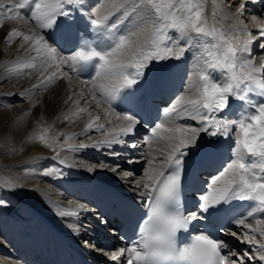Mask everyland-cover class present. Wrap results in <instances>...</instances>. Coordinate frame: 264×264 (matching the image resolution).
Segmentation results:
<instances>
[{"label":"snow or ice","instance_id":"snow-or-ice-1","mask_svg":"<svg viewBox=\"0 0 264 264\" xmlns=\"http://www.w3.org/2000/svg\"><path fill=\"white\" fill-rule=\"evenodd\" d=\"M80 4L81 0H0V27L6 20L35 25L27 34L14 28L7 36L9 45L14 39L22 38L20 47L24 49V59L6 68L9 78L36 74L37 83L33 88L47 92L59 79H71L64 66L76 79H80L81 73L90 72V78L81 82L88 86L91 101L96 108H104L109 124L113 120L120 122L118 128L109 131L99 123V115L94 116L88 107L81 106L80 99L69 95L64 103L71 102L72 108L63 115V120L75 123L86 114L89 119L83 130L85 134L93 129L105 131L106 138L92 147L123 144L122 136L135 133L139 120L132 114L116 112L113 104L126 90L141 82L153 62L180 59L193 40L202 49L189 89L191 95L187 99L180 98V106L200 127L162 122L151 129L147 143L151 146L163 142L165 146L158 150L163 159L156 163L153 157L148 161L143 180L131 181L136 187H142L140 195H146L142 203L147 211L138 225V239L127 249L126 264H245V260L249 264L253 261L264 264V103L251 104L247 96L252 91L264 95V69L239 55L248 51L251 32L245 30L248 38L241 41V30L235 26L231 35L210 26L202 0H108L90 17L91 38L77 39L72 53L63 55L42 33L57 26L58 18L70 16L72 8L69 6ZM242 6L243 0L237 7ZM260 35L264 36V30ZM49 69L54 70L49 72ZM78 95L83 98L85 93L81 91ZM230 98L241 102L236 105L235 119L228 118L232 111ZM88 103L90 101L86 100L85 104ZM248 107L254 110L248 111ZM226 109L229 111L225 112ZM172 111H177L175 105ZM37 128L29 137L30 143H39L53 151L73 148L69 143L74 140L73 134L56 132L54 125L43 126L40 122ZM202 132L212 137L231 135L230 159L200 197L197 211L185 216L180 202L185 157L189 158L187 163L195 167L200 163L201 153L211 154L215 150V142H209L201 144L191 155L187 151L197 148ZM61 136L65 137L64 143L60 142ZM99 167L108 168L120 177L135 175L118 172L119 164H100ZM3 182L15 187L10 180ZM233 201L248 202V211L232 221L244 231L230 233L237 241L248 245V250L233 251L211 232L193 233L178 243V234L187 232L192 221L208 219L211 222L213 217L232 212L236 206H227ZM59 215L77 216L79 213L61 212ZM219 230L224 234L229 231ZM124 252L118 250L111 258L117 260Z\"/></svg>","mask_w":264,"mask_h":264},{"label":"bare ground","instance_id":"bare-ground-1","mask_svg":"<svg viewBox=\"0 0 264 264\" xmlns=\"http://www.w3.org/2000/svg\"><path fill=\"white\" fill-rule=\"evenodd\" d=\"M88 1L90 2V0ZM107 2L108 0H100L97 2L93 8L94 15ZM202 3L205 6V16L210 26L214 25L226 35L233 34L235 28H238L241 30V41L248 38L245 35V30L251 32V43L248 45V51L239 53V55L243 59L251 61L255 67L262 68L264 66V47H261V45L264 44V36L260 35V32L264 30V12L261 13V17L250 15L248 0H243L242 7H237L241 5L242 0H202ZM212 13H215V15ZM14 28L27 34L30 29L35 28V25L32 23L24 25L6 20L0 29V105L2 107L0 108V181L14 180L18 184L17 187L23 189L22 192H19V195H16L0 184V200H4L11 207V210L8 209L4 214L3 209L0 208V237H3L2 241L4 244L11 243L12 246L10 247L8 245V247L10 248L9 252L13 253L10 254L4 247L0 246V254L7 253L8 256H12L10 258L0 256V264H25L34 252L37 253L38 251L45 250L44 247L51 242L50 233L46 226H43L35 217L33 214L34 210L48 218L66 234L74 237H78V235L82 237L88 236L83 230V227L77 226L67 219L71 215H59L61 212H75L77 210L82 212L89 211L87 204L84 201H80L79 187L77 183L75 184V182L80 178L82 179L86 174H91L105 180L115 187L134 194L137 197L140 196V192L143 190L142 187H136L131 183L133 180L138 182L142 181L143 174L140 178L135 175L117 176L108 168H101L99 165L93 164L92 162H97L99 158L90 151L75 150L74 148L69 149L67 147L57 148L56 151H53L39 143L29 142V137L33 132L38 130V122L43 126L47 124L54 125V131L56 132L73 134L74 140L69 141V143H73L74 145H94L106 138L103 129H93L86 134L84 133V127L89 119L86 114H82L81 118L77 119L75 123L63 120V115L68 113L69 109L72 108L71 102L64 103L69 95H72L74 99H80L81 106L88 107L92 113L94 112V116L99 115L101 117L99 123L104 124L105 128L109 131L113 127L118 128L120 122L113 120V125L109 124V118L104 116L103 107L96 108L95 103L94 105L89 103L85 104V95L91 99L90 94L87 92L88 86L77 81L66 66H64V71L69 72L71 79L67 78L69 80L68 82L65 78L59 79L47 92L33 88V85L37 83L36 74H32L30 77L22 76L19 79L15 77L9 78L6 68L12 62L18 59H24V49L20 47L23 43L22 38L14 39L10 45L7 43V36ZM37 31L39 30L37 29ZM49 31L56 32L55 27ZM48 32L44 30L42 34L46 38H49L47 37ZM254 43H257V46L252 55L251 50L254 49ZM201 51L202 49L197 46V41L193 40L192 44L188 46L185 53L179 59H188L192 68L187 90L182 95L184 99H187L191 95L189 89L191 88L192 79H195L193 73L198 70V57ZM53 70L49 69V72ZM25 71L28 72L30 70ZM81 91L85 93L83 98L78 95ZM17 97H19L18 99L20 101L26 102V104L22 105L21 108L17 106L10 109L9 103L17 99ZM104 107L107 106L105 105ZM176 108L180 110L178 114L181 116V120L186 119V124L192 123L191 125H194L193 127H200V123L192 120L189 112H185L184 107L180 106V99ZM26 113H29V115L25 116ZM41 117H43V121H41ZM167 118L169 116L165 115L162 122L167 120ZM202 134L203 132L200 133L199 138H201ZM86 136L91 138L90 141H85ZM64 140L65 137L61 136L60 142L64 143ZM79 141L80 143H78ZM164 146L163 142H159L153 143L151 146L144 145L142 147L141 150L147 157V165L148 161L153 159V157H156V163H160L163 156L158 150ZM90 148L102 153L112 149L111 146L109 147L103 144L98 148L92 146ZM57 152H59V155H57ZM150 152L151 155L149 154ZM160 156L162 157L161 159ZM117 159L121 161V158L119 159L118 157ZM142 161L139 159L133 160V162H141L140 165L143 166ZM107 165L111 166L110 164ZM68 166L75 170L79 169L80 171H78L81 172V177L72 172ZM141 166L137 167V169H140ZM93 167L94 170L89 171V168ZM124 167L126 166H120L117 171H122L125 169ZM42 170H45V172L42 173ZM131 171L132 169H125V172ZM27 186L33 188L24 191ZM14 188H16V185ZM67 195L69 198H72L69 205L62 204V201H58L66 198ZM81 205L84 207L81 208ZM74 217L83 221V216ZM111 234L115 235L116 232L111 231ZM46 239L48 240L47 242H45ZM236 245L237 250L241 251L248 250L249 248L248 245L238 241ZM118 249L122 250L123 245L119 243ZM123 256H125V252ZM120 260H122V256H118V259L113 261L118 263ZM257 263L262 264L260 261H257Z\"/></svg>","mask_w":264,"mask_h":264},{"label":"rangeland","instance_id":"rangeland-1","mask_svg":"<svg viewBox=\"0 0 264 264\" xmlns=\"http://www.w3.org/2000/svg\"><path fill=\"white\" fill-rule=\"evenodd\" d=\"M245 17H246V15H244ZM5 24V23H4ZM0 29H1V27H0ZM65 79H67V77L65 78ZM64 79V80H65ZM59 81V80H58ZM57 81V82H58ZM69 80L67 79V82H68ZM75 86H77V85H75ZM18 94H20V93H18ZM18 96H20V95H18ZM19 97H17V99H15V100H13V101H11L10 103H9V108L11 109V108H15V107H19V108H21L22 107V105H24V104H26V102H22V101H20L19 99H18ZM90 101V103L89 104H91V105H94V101H91V99H89V98H87V96L85 95V101ZM93 103V104H92ZM7 107V106H6ZM0 108H2L1 107V105H0ZM94 113V112H93ZM178 119H182L181 118V116H179L178 115V117L176 118V119H174L173 117H170L169 116V118L167 119V120H165V123H169V121H170V123H174V124H176V125H178L177 123H175ZM115 121V120H114ZM190 122V121H189ZM188 124V123H187ZM186 123L184 124V125H187ZM113 125V124H112ZM111 125V126H112ZM189 125L190 126H192L190 123H189ZM194 126V125H193ZM89 136H86V138H85V141H90V137L88 138ZM87 139V140H86ZM78 143H80V141L78 142ZM157 143H159V142H157ZM72 145H73V148L76 150V149H78V150H80V145H74L73 143H72ZM87 145H89V144H87ZM91 147V145H89V148ZM0 151H1V147H0ZM92 153V152H91ZM162 157L160 156V159H161ZM100 160V161H99ZM104 160H101L100 158L98 159V163L96 162V161H94V162H92L93 164H96V165H100V164H102V163H104L103 162ZM138 163V165H137V167H139V166H141L140 165V163L139 162H137ZM142 165L143 166H141L140 167V169H136V173H135V176H137L138 178H140V176H142V174L144 173V171L146 170V166H147V160L145 161V160H143L142 161ZM126 169V168H125ZM125 169H123L122 171H119V172H125ZM45 170H48V169H45ZM45 170L43 171H41L42 173H44L45 172ZM50 170V169H49ZM48 170V171H49ZM52 171V170H51ZM50 171V172H51ZM40 180V179H39ZM11 182H12V184H15L16 185V188H14V187H10V186H8V185H6L3 181H0V184L2 185V186H4V188L5 189H9V191H12V192H14L16 195H19V192H22L23 191V189H19L17 186H18V184L16 183V181H14V180H10ZM41 181V180H40ZM46 181V180H45ZM2 182V183H1ZM41 183H43V182H41ZM46 183L48 184V182L46 181ZM40 184V183H39ZM45 184V183H44ZM52 185V184H51ZM33 187H26V189H24V191L25 190H29V189H32ZM48 195V194H47ZM71 199L72 198H69V196L67 195V197L66 198H63V199H60V200H58V201H62L63 203L62 204H67V205H69L70 203H71ZM7 205V206H6ZM0 208L1 209H3L2 211H3V214L5 213V211H8V209H10L11 210V207L4 201V200H0ZM88 208V207H87ZM25 219V218H24ZM2 237V236H1ZM0 237V246L1 247H4V249L5 250H7V252H9V250H10V248L8 247V245L11 247L12 245H11V243L10 242H8V243H5L4 244V242L2 241V239H3V237L1 238ZM10 254H13V253H11V252H9ZM9 254V255H10ZM0 256H7V257H12V256H8V254L7 253H4V254H0ZM111 258V257H110ZM245 263H246V260H245ZM25 264H27V263H25Z\"/></svg>","mask_w":264,"mask_h":264}]
</instances>
